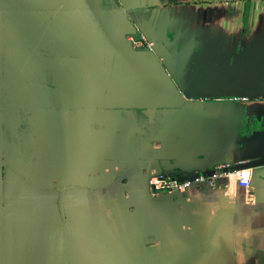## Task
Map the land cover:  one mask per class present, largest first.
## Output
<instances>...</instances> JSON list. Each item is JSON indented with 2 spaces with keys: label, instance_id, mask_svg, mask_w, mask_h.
Returning a JSON list of instances; mask_svg holds the SVG:
<instances>
[{
  "label": "crops",
  "instance_id": "0c3cea01",
  "mask_svg": "<svg viewBox=\"0 0 264 264\" xmlns=\"http://www.w3.org/2000/svg\"><path fill=\"white\" fill-rule=\"evenodd\" d=\"M0 264H264V0H0Z\"/></svg>",
  "mask_w": 264,
  "mask_h": 264
},
{
  "label": "built area",
  "instance_id": "2783aa9c",
  "mask_svg": "<svg viewBox=\"0 0 264 264\" xmlns=\"http://www.w3.org/2000/svg\"><path fill=\"white\" fill-rule=\"evenodd\" d=\"M133 45L136 47H151V44H147L146 40L141 37L138 39L133 40ZM226 167L222 168L224 171V175H231L237 179L240 185L242 186H248L249 185V176H250V170L248 169H239V170H233L231 172H225ZM222 173H219L218 171L214 172L210 176L207 175H196L191 179H186L183 181L178 180L174 177H167L164 175H155L150 178V184L155 192L162 193V192H176L180 191L182 189H187L192 184H202L204 182H208L210 184L214 183L215 181H218L219 177L222 176Z\"/></svg>",
  "mask_w": 264,
  "mask_h": 264
}]
</instances>
